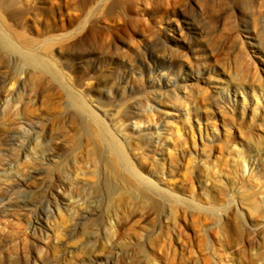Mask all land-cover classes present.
Returning a JSON list of instances; mask_svg holds the SVG:
<instances>
[{
	"label": "rangeland",
	"instance_id": "1",
	"mask_svg": "<svg viewBox=\"0 0 264 264\" xmlns=\"http://www.w3.org/2000/svg\"><path fill=\"white\" fill-rule=\"evenodd\" d=\"M0 1V264H264V0Z\"/></svg>",
	"mask_w": 264,
	"mask_h": 264
},
{
	"label": "bare ground",
	"instance_id": "2",
	"mask_svg": "<svg viewBox=\"0 0 264 264\" xmlns=\"http://www.w3.org/2000/svg\"><path fill=\"white\" fill-rule=\"evenodd\" d=\"M5 18L12 19L13 17H12V14L7 13V8L5 7L4 3L2 1H0V52H2L3 54H6V55L9 54L12 57L18 56L19 58L23 59L24 61H27L28 60V58H27L28 52H25V51L28 50L27 48L30 47L29 43L26 40L24 41L22 37L17 36L14 32L9 31L10 30L9 28L6 29V31L1 29L3 26V23H5V20H6ZM13 40H15L18 43V45H16L13 42ZM41 66L44 69H48V67H46L44 64ZM83 112H84V109H83ZM92 121L95 124H97V122L95 120H92ZM87 129H88L87 131H89V132L91 131L90 127H87ZM109 145H110L111 149L114 151V153L116 154V157L119 160V162L121 164H123L124 166L127 165L126 158L123 155L120 147L118 145H115V143L113 144V140H110ZM124 183H127L126 185L130 184L132 186V182H130V181H127ZM213 212L214 211H211L208 214L212 215V214H214Z\"/></svg>",
	"mask_w": 264,
	"mask_h": 264
}]
</instances>
